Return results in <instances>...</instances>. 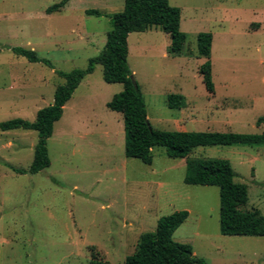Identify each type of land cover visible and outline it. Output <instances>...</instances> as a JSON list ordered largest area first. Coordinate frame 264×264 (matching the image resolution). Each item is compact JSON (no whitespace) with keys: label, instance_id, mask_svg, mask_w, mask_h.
I'll return each mask as SVG.
<instances>
[{"label":"rangeland","instance_id":"rangeland-1","mask_svg":"<svg viewBox=\"0 0 264 264\" xmlns=\"http://www.w3.org/2000/svg\"><path fill=\"white\" fill-rule=\"evenodd\" d=\"M0 0V122L34 120L52 103L64 79L57 71L85 68L103 48L109 15L124 0ZM186 33L179 54L159 29L127 36V62L153 128L264 133V0H169ZM102 14H86V9ZM210 32L214 93L204 87L196 35ZM33 49L51 62H31L12 47ZM95 64L63 106L47 139L49 166L27 170L37 132L0 129V264H88L92 254L112 264L124 259L139 235L177 210L187 218L173 232L207 264H264V237L219 232L216 186L183 182L184 159L152 148V162L124 154L123 117L106 103L121 91ZM169 93L184 95L168 108ZM192 158L227 159L234 180L247 186L241 209L264 214V144L195 147Z\"/></svg>","mask_w":264,"mask_h":264},{"label":"trees","instance_id":"trees-1","mask_svg":"<svg viewBox=\"0 0 264 264\" xmlns=\"http://www.w3.org/2000/svg\"><path fill=\"white\" fill-rule=\"evenodd\" d=\"M67 1L59 0L53 3L46 8V12L61 10ZM85 13L102 14L94 8L86 9ZM108 15L111 27L106 33L103 48L96 56L88 59L85 68H75L68 72L57 71L64 82L56 86L51 104L38 109L32 121L13 118L0 122L1 130L21 128L37 132V141L28 169L16 171L33 174L49 166L47 139L53 132L54 123L61 117L63 106L83 77L93 71L95 64H101L102 79L106 83H121L123 86L122 90L115 93L106 103V107L123 117L125 156L150 164L152 148L160 146L168 157L184 159V183L218 188L221 234L264 237V214L254 208L241 209L247 201V186L234 180L230 162L222 158L189 157L192 150L198 146L264 144V133L153 128L146 118L143 96L137 84L132 83L127 62L128 34L159 29L170 40V52L179 54L186 39V33L179 28V8L171 5L169 0H124L121 10ZM196 44L197 54L204 57L198 72L205 89L212 94L214 93L210 60L212 34L198 32ZM12 51L28 61L42 62L52 67L49 60L39 57L33 49L15 46L12 47ZM165 103L168 108H183L186 105L185 97L180 93L167 94ZM263 120V117H259L256 124L259 125ZM187 216V210H177L160 216L154 231H145L139 235L135 250L125 257L124 264H207L203 258L193 254L189 244L173 239V232ZM88 264L112 263L92 254Z\"/></svg>","mask_w":264,"mask_h":264},{"label":"water","instance_id":"water-1","mask_svg":"<svg viewBox=\"0 0 264 264\" xmlns=\"http://www.w3.org/2000/svg\"><path fill=\"white\" fill-rule=\"evenodd\" d=\"M130 77H131V79H132V83H133V85H136V82L133 80L132 75H130Z\"/></svg>","mask_w":264,"mask_h":264}]
</instances>
